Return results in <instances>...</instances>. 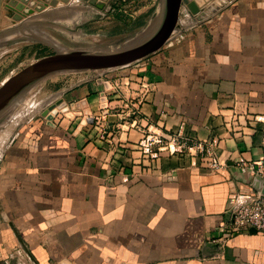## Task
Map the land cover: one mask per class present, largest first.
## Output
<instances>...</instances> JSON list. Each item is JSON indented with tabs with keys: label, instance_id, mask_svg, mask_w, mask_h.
Segmentation results:
<instances>
[{
	"label": "crops",
	"instance_id": "1",
	"mask_svg": "<svg viewBox=\"0 0 264 264\" xmlns=\"http://www.w3.org/2000/svg\"><path fill=\"white\" fill-rule=\"evenodd\" d=\"M210 12L133 64L36 85L0 156V264H264V234L221 228L264 155V0ZM17 25L0 0V37Z\"/></svg>",
	"mask_w": 264,
	"mask_h": 264
},
{
	"label": "rangeland",
	"instance_id": "2",
	"mask_svg": "<svg viewBox=\"0 0 264 264\" xmlns=\"http://www.w3.org/2000/svg\"><path fill=\"white\" fill-rule=\"evenodd\" d=\"M161 1L60 0L59 6L42 12L29 25L18 27L17 31L0 37V86L18 72L52 55L54 51L49 45H54L58 50L99 52L117 49L139 38L155 22L160 13ZM208 10L213 9L209 7ZM187 14L186 8L181 6L178 20H182ZM93 72L83 71L61 76L72 74L76 81H82ZM40 89L35 85L32 92L24 96L27 99L24 102L31 101L30 95L36 96ZM42 106V102H38L34 113ZM23 111L18 110L19 118L24 115ZM22 122L10 127L6 120L0 123V131L12 128L0 134V156Z\"/></svg>",
	"mask_w": 264,
	"mask_h": 264
},
{
	"label": "water",
	"instance_id": "3",
	"mask_svg": "<svg viewBox=\"0 0 264 264\" xmlns=\"http://www.w3.org/2000/svg\"><path fill=\"white\" fill-rule=\"evenodd\" d=\"M231 1L162 0L160 13L149 29L139 38L114 50L70 51L58 50L54 45H49L54 51L52 55L18 72L0 86V121L12 112L35 85L47 78L83 71L115 70L133 64L160 49L168 41V38L175 33L174 31L179 28L178 16L181 6H184L189 15L196 22H199L210 14L209 7L217 11ZM55 5L56 0H51L50 6L55 7ZM13 20L12 24L15 25V22L20 21V16H14ZM30 23L32 21L20 23L14 26L15 28L12 27L2 32V34L15 32L17 31L16 28H22ZM62 103V101L51 103L39 112L40 116L51 121L52 116L56 114ZM251 187L255 192L264 194V179L256 175Z\"/></svg>",
	"mask_w": 264,
	"mask_h": 264
},
{
	"label": "built area",
	"instance_id": "4",
	"mask_svg": "<svg viewBox=\"0 0 264 264\" xmlns=\"http://www.w3.org/2000/svg\"><path fill=\"white\" fill-rule=\"evenodd\" d=\"M50 2L51 0H5V8L8 12L11 23L14 21L13 17L18 15L20 16V21L15 22L14 24H20L32 21L39 17L42 12L44 13L49 9H54L60 5V0H56L55 7H51ZM182 140L183 137L180 134L175 136V144L181 149L184 148L185 145V141L182 142ZM159 143V139H150L145 145L140 146L142 147V152L148 154L149 147ZM261 145L264 149V135ZM195 149L199 153L205 152L206 154H209L208 151L204 150L201 144L196 145ZM168 151L169 153L175 152L174 149H169ZM213 166L216 165L213 164ZM248 169L264 179V155L252 162L248 166ZM224 214L225 221H223L221 228L225 229L227 235L247 230H253L264 234V194L260 192L246 195L235 194L228 201Z\"/></svg>",
	"mask_w": 264,
	"mask_h": 264
},
{
	"label": "bare ground",
	"instance_id": "5",
	"mask_svg": "<svg viewBox=\"0 0 264 264\" xmlns=\"http://www.w3.org/2000/svg\"><path fill=\"white\" fill-rule=\"evenodd\" d=\"M60 19V18H59ZM35 20V19H34ZM38 20V19H37ZM55 20V19H54ZM56 21V20H55ZM54 21V22H55ZM59 21V20H58ZM68 21V20H67ZM51 22V21H50ZM57 22V21H56ZM63 25V24H62ZM38 32V31H37ZM174 32H177V31H174ZM173 32V33H174ZM40 33V32H39ZM24 35V34H23ZM35 35V34H34ZM31 36H33V35H31ZM23 37V36H22ZM11 38H13V37H11ZM15 38V37H14ZM87 38V37H86ZM171 38V36L168 38V40ZM10 39V38H9ZM34 39V38H33ZM47 39H49V38H47ZM89 40V39H88ZM11 41V40H10ZM43 41V40H42ZM44 41H46V40H44ZM5 42V41H4ZM103 42V41H102ZM107 42V41H106ZM126 42V41H125ZM13 43V42H12ZM94 43V42H93ZM100 43V42H99ZM2 44V43H1ZM121 47V46H120ZM117 48H119V47H117ZM29 95V92L27 93V95L26 96H28ZM33 96V95H32ZM30 97H31V95H30ZM34 97V96H33ZM25 99L26 98H22L21 99V101H20V104L18 103L17 104V106L12 110V112H10V114L8 115V116H6L2 121H0V123L1 122H3V121H5L6 120V122H8L9 123V127L10 126H13V125H15L16 123H19V122H22V121H25V120H27L28 118H29V116H30V114L32 115L33 113H34V111H35V107L37 106V104L38 103H35V102H30V101H27V102H24L25 101ZM23 104H25V106H22ZM26 105H28V107L26 106ZM27 107V108H26ZM26 108V109H25ZM23 109H25L24 111H23ZM18 110H22L23 111V114L24 115H21V118H19L20 116V114L18 113ZM23 123V122H22ZM1 125V124H0ZM9 129H12V128H8L7 130L9 131ZM7 130H1L0 131V134L2 133V134H4V132H7ZM9 133V132H8ZM4 136V135H3Z\"/></svg>",
	"mask_w": 264,
	"mask_h": 264
}]
</instances>
